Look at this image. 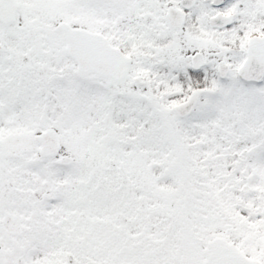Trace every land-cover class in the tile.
Returning <instances> with one entry per match:
<instances>
[{"label":"snow or ice","instance_id":"snow-or-ice-1","mask_svg":"<svg viewBox=\"0 0 264 264\" xmlns=\"http://www.w3.org/2000/svg\"><path fill=\"white\" fill-rule=\"evenodd\" d=\"M0 264H264V0H0Z\"/></svg>","mask_w":264,"mask_h":264}]
</instances>
